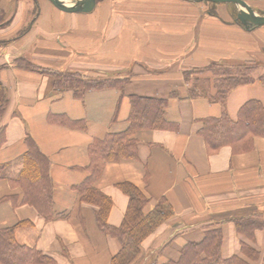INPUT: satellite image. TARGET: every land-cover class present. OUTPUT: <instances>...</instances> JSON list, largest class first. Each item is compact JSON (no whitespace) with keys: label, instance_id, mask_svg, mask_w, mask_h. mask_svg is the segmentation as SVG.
Wrapping results in <instances>:
<instances>
[{"label":"crops","instance_id":"1","mask_svg":"<svg viewBox=\"0 0 264 264\" xmlns=\"http://www.w3.org/2000/svg\"><path fill=\"white\" fill-rule=\"evenodd\" d=\"M255 1L264 11V0ZM222 6L213 14L185 0H98L92 11L76 12L51 0H0V82L9 96L0 147L6 167L0 227L30 220L33 225L16 230L18 241L54 257L56 264H112L121 243L99 228L98 206L83 201L77 189L89 175V148L109 132L128 128L131 95L166 98V119L178 128L138 131V158L107 161L96 182L113 200L108 222L122 223L129 197L117 184L130 181L150 199L147 212L161 198L174 208L143 242V264L177 259L187 242L202 240L207 226L217 223L224 258L239 254L264 264V223L253 233L236 223L264 220V137H255V148L246 152L234 153L229 145L210 152L199 134L204 118L226 110L237 119L252 99L264 105V25L248 30ZM252 61L254 82L235 87L225 107L189 95L188 71L212 62ZM59 71L119 79L124 86L89 90L81 99L55 88ZM202 75L213 76L209 69ZM28 136L50 160L54 208L66 211L63 216L46 220L22 203V188L11 184L21 171ZM242 244L259 257L244 255Z\"/></svg>","mask_w":264,"mask_h":264},{"label":"trees","instance_id":"2","mask_svg":"<svg viewBox=\"0 0 264 264\" xmlns=\"http://www.w3.org/2000/svg\"><path fill=\"white\" fill-rule=\"evenodd\" d=\"M216 3L213 2L214 5ZM208 11L217 14L214 7ZM234 19L243 26L236 15ZM22 62V59L16 61L18 66L23 65ZM256 68L257 63L252 61L236 66L212 62L203 68L194 69L199 75H196L192 69L185 75L189 83L190 75L195 76L191 81L189 95L207 97L210 101H219L225 107L228 95L235 87L254 82L253 74ZM207 69L212 71V78L202 76ZM54 73L56 89L72 90L74 95L81 99L89 90L124 86V81L114 78H84L74 72ZM260 79L264 83V74ZM130 98L128 128L122 132H109L104 138L93 141L89 148L91 158L88 166L89 175L77 187L83 201L98 206L96 219L99 228L121 243V249L113 256L112 264H143L144 261L142 262L141 259L143 242L174 214V208L166 198H161L157 206L147 212L150 199L137 185L124 181L117 186L129 197L125 217L119 226L108 222L113 200L96 187L106 162L137 159L138 131L178 128L177 123L166 119V98L139 95H131ZM8 105L9 96L6 87L0 82V147L6 141V124L3 122V117ZM199 134L204 138L210 152H216L225 145L231 146L234 153L252 150L255 148V137H264V105L261 101L252 99L240 108L237 119H233L226 110L218 117L204 118ZM26 140L28 151L24 155L19 174L10 178L11 184L22 188L24 192L22 203L33 206L46 220L65 215L66 211L59 212L54 208V185L50 175L49 158L42 153L30 136ZM5 169V164L0 163V180L6 176ZM6 199L8 197L2 200ZM236 223L239 229L245 227L246 231L253 233L263 225L264 220L240 219ZM29 225H33L30 220H20L14 225L0 227V264H56L54 257L18 241L16 230ZM222 243L223 232L220 224H209L203 239L187 242L177 259L160 263L156 258L148 264H252L251 260L239 254L224 258ZM242 252L252 260L259 257V252L246 244H242Z\"/></svg>","mask_w":264,"mask_h":264},{"label":"water","instance_id":"3","mask_svg":"<svg viewBox=\"0 0 264 264\" xmlns=\"http://www.w3.org/2000/svg\"><path fill=\"white\" fill-rule=\"evenodd\" d=\"M58 8L65 11L90 12L97 4V0H51ZM211 2H233L237 9V19L246 29L264 25V13H258L249 4V0H199Z\"/></svg>","mask_w":264,"mask_h":264},{"label":"rangeland","instance_id":"4","mask_svg":"<svg viewBox=\"0 0 264 264\" xmlns=\"http://www.w3.org/2000/svg\"><path fill=\"white\" fill-rule=\"evenodd\" d=\"M185 1H188V2H190V3H192V5H201V6H203L204 8H206L207 10H209V9H212V7H216V5H218L219 4V6L220 5H223L224 6V8H226V10L227 11H229L230 13H231V15H233L234 16V18H235V15H236V17H237V9H236V5L233 3V2H217L215 5L213 4V2H211V1H199V0H185ZM249 2V4L253 7V5H256V8L257 9H259V13H264V11H262L260 8H259V2L258 1H255V0H249L248 1ZM253 4V5H252ZM222 6V7H223ZM254 8V10H255V7H253ZM240 21V20H239ZM241 22V21H240ZM194 71V73L196 72V70H193ZM197 73V72H196ZM197 75V74H196ZM202 76H204V75H202ZM193 77H195L194 76V74L193 75H190V85H191V81H192V78ZM142 259V258H141ZM144 260H142V262H143Z\"/></svg>","mask_w":264,"mask_h":264},{"label":"bare ground","instance_id":"5","mask_svg":"<svg viewBox=\"0 0 264 264\" xmlns=\"http://www.w3.org/2000/svg\"><path fill=\"white\" fill-rule=\"evenodd\" d=\"M65 1V0H64ZM70 1V0H69Z\"/></svg>","mask_w":264,"mask_h":264}]
</instances>
